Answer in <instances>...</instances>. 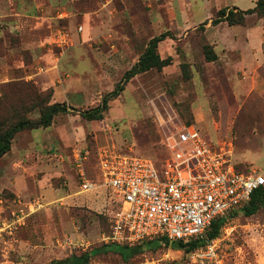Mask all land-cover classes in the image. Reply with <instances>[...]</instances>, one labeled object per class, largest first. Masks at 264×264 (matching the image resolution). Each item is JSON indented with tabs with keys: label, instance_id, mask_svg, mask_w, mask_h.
<instances>
[{
	"label": "rangeland",
	"instance_id": "1",
	"mask_svg": "<svg viewBox=\"0 0 264 264\" xmlns=\"http://www.w3.org/2000/svg\"><path fill=\"white\" fill-rule=\"evenodd\" d=\"M258 1L0 0V122L38 121L47 99L68 108L49 128L18 133L0 159V264H66L86 254L89 264H197L176 242L159 238L141 242L130 259L104 249L117 198L106 186L80 190L77 154L87 157L84 170L98 184L102 149L157 163L167 132L159 118L173 117L230 151L240 170L264 174V13L241 25L214 23L222 9L244 12ZM85 15L110 26L93 46L83 42ZM166 33L158 54L171 65L136 75L102 120L85 119ZM207 47L215 61L207 60ZM97 52L106 61L95 59L92 72L86 59ZM35 199L42 209L12 233L1 230ZM219 238L217 262L206 264H264V209L232 214Z\"/></svg>",
	"mask_w": 264,
	"mask_h": 264
},
{
	"label": "built area",
	"instance_id": "2",
	"mask_svg": "<svg viewBox=\"0 0 264 264\" xmlns=\"http://www.w3.org/2000/svg\"><path fill=\"white\" fill-rule=\"evenodd\" d=\"M172 121L173 117L159 118L160 126L167 130V157L162 161L100 150L97 168L102 184L87 177L83 162L87 157L77 154L80 190L89 192L106 186L120 202L103 243L134 245L155 238L171 242L203 239L213 221L241 209L264 186L263 173L238 171L230 151L211 144L196 126ZM42 208L41 199H35L27 212L21 210L13 214V220L4 221L1 230L12 233ZM219 241L195 251L193 262L216 263Z\"/></svg>",
	"mask_w": 264,
	"mask_h": 264
},
{
	"label": "trees",
	"instance_id": "3",
	"mask_svg": "<svg viewBox=\"0 0 264 264\" xmlns=\"http://www.w3.org/2000/svg\"><path fill=\"white\" fill-rule=\"evenodd\" d=\"M254 13H259V14L264 13V0H259L257 6L254 9L244 12L240 11L238 13H234L231 11L227 14L226 10L222 9L219 12V19L214 21V23L224 20L229 22L230 25H237V24L241 25L245 22L247 15ZM167 37L168 34L166 33L161 35L160 37H156L153 40H151L145 52L140 57L139 61L126 73L124 79L116 86V88L111 93L105 96V98L102 101V104L95 109L84 112L82 116L88 121L102 120L104 113L109 108V102L120 96V94L125 90V85L133 77H135L138 74L148 72L152 69L162 70L164 67L171 65L170 59H161L160 55L158 54L159 43L164 39H166ZM205 54L207 60L209 61H215L217 58L216 54L208 47L205 50ZM31 97L33 96L31 95ZM48 98H50V96H48ZM43 100H46V98H44ZM46 101L47 104L44 108H42L41 117L38 121H31L29 119L22 118L19 120H15V122L9 124L0 122V159L11 151L13 140L18 133L24 130L49 128L52 125L53 120L57 115L68 112V108L65 104L63 103L50 104L48 99ZM166 157H167V151L165 149L163 159H165ZM233 164L235 165L238 171L240 172L242 171L237 167L236 163L233 162ZM116 203L117 205L113 210V214L110 215L109 217V222H110L109 229L113 223L115 213L120 208L119 200H117ZM261 209H264V186L256 190L252 195L251 200L248 203H246L241 209L234 211L228 216L220 217L217 218L215 221H213L211 226L206 231L207 239L194 238L188 242L179 241L176 242L177 244L175 248L185 250L186 252H189L192 255L195 251L204 249L209 242L219 238L220 231L223 225L226 223L229 216L242 210L246 217H250L257 214ZM159 239L164 240L165 244H169L170 242L167 238H159ZM140 243H136L134 245L106 244L103 245V248L106 249L107 251H112L114 253L120 254L123 259H130L141 252V250L139 249ZM89 258L90 257L88 254L82 256H74L71 260L66 261V264H89L90 261Z\"/></svg>",
	"mask_w": 264,
	"mask_h": 264
},
{
	"label": "crops",
	"instance_id": "4",
	"mask_svg": "<svg viewBox=\"0 0 264 264\" xmlns=\"http://www.w3.org/2000/svg\"><path fill=\"white\" fill-rule=\"evenodd\" d=\"M84 18H85L83 20L84 21V27H83L84 31H83V34H82V38L84 40L83 42L84 43H88L89 46H93V42L92 41H96L97 39H100L102 36H105V34L108 33V31L110 30L109 29L110 26L108 24L100 25V24H97L96 22H93V17L91 18V17H89V15H85ZM22 46H23V48L25 50H27L28 48H31L30 47L31 45L28 42H25V41L22 43ZM124 46L126 48L128 47V43L125 40H124ZM97 53H99V55L90 54L89 58H87V59L84 58V59H86V64H88V65H85L86 68H89L92 72H95L94 68H92L93 67V62H96L95 59L99 58V60H101V63L106 61L105 54H102L100 52H97ZM96 56H98V57H96ZM77 58H80V57H77ZM80 61H82V59L81 60L78 59L74 63H78ZM82 63L85 64V62H82ZM85 66H84V68H85ZM73 69L75 70L74 67H73ZM80 183H81V181H80ZM79 193H81V192H79Z\"/></svg>",
	"mask_w": 264,
	"mask_h": 264
}]
</instances>
